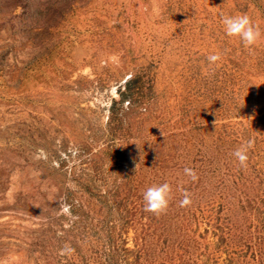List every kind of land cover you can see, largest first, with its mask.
<instances>
[{"label":"rangeland","instance_id":"rangeland-1","mask_svg":"<svg viewBox=\"0 0 264 264\" xmlns=\"http://www.w3.org/2000/svg\"><path fill=\"white\" fill-rule=\"evenodd\" d=\"M0 264H264V0H0Z\"/></svg>","mask_w":264,"mask_h":264},{"label":"clouds","instance_id":"clouds-1","mask_svg":"<svg viewBox=\"0 0 264 264\" xmlns=\"http://www.w3.org/2000/svg\"><path fill=\"white\" fill-rule=\"evenodd\" d=\"M222 24L224 25L225 34L228 36H238L244 43L245 47L254 45L261 36L259 25L255 24L247 15L222 16ZM221 59L219 53L210 55L208 60L210 63H216ZM254 148V140L249 139L240 147L236 148L232 155L239 161L242 168L247 167L248 151ZM185 175L189 176L192 181H196L198 176L193 168L185 167ZM144 211L155 215L167 212L172 199V187L168 182L162 184H154L148 187L143 193ZM183 199L180 206H188L192 203L191 193L188 190H182Z\"/></svg>","mask_w":264,"mask_h":264}]
</instances>
